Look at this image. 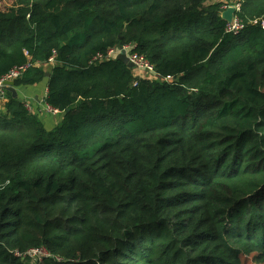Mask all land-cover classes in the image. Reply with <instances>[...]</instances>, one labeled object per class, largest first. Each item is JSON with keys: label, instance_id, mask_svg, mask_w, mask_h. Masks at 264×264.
<instances>
[{"label": "trees", "instance_id": "1", "mask_svg": "<svg viewBox=\"0 0 264 264\" xmlns=\"http://www.w3.org/2000/svg\"><path fill=\"white\" fill-rule=\"evenodd\" d=\"M223 5L0 9V77L55 52L14 85L49 73L60 117L47 129L10 92L2 101L0 264H264V0L242 1L236 33ZM118 46L159 79L104 57Z\"/></svg>", "mask_w": 264, "mask_h": 264}, {"label": "built area", "instance_id": "2", "mask_svg": "<svg viewBox=\"0 0 264 264\" xmlns=\"http://www.w3.org/2000/svg\"><path fill=\"white\" fill-rule=\"evenodd\" d=\"M242 1L243 0H233L231 3H225L223 5V8L225 9L227 6L232 5L236 8V12H237L240 10ZM254 22H256V20ZM261 24L264 27L263 20L261 21ZM240 28L241 27L239 26L237 17L235 15L234 24L233 25L227 24V30L233 31L234 33H236L237 31H239ZM122 48L126 52V55L128 56L129 61L133 64V68L135 69V72L137 75L143 76L145 78L159 79L160 76L156 73L153 65H151L145 57H143L142 55H139L136 52H131L129 46H122ZM24 53L27 54V51H24ZM118 53H119L118 48L116 49L110 48L107 50L106 56L99 54L95 58L98 60H101L103 56L106 58V57H111L113 55H117ZM54 62H55V52H53L52 56L48 59L47 63H40L37 61L36 62L28 61L22 65L14 66L13 68H11L7 73H5L4 75L0 77V100L3 101L7 96L8 91L6 90V86H7L6 84L8 81H12L14 83V81L20 78L22 74L31 66H42L44 68H47L51 66L52 64H54ZM161 80L167 81V82L175 81V79L170 75H167L161 78ZM25 107L27 110L35 112L30 102H25ZM42 110H44L46 113H50L53 115L58 114L57 110L53 109L45 102L40 111ZM43 253L44 251L42 249H31L30 251H28V255L30 256H38L39 254H43ZM16 255L19 256L18 253H16Z\"/></svg>", "mask_w": 264, "mask_h": 264}, {"label": "crops", "instance_id": "3", "mask_svg": "<svg viewBox=\"0 0 264 264\" xmlns=\"http://www.w3.org/2000/svg\"><path fill=\"white\" fill-rule=\"evenodd\" d=\"M217 1H220L225 4V3H231V1L233 0H217ZM49 68L47 67V70ZM47 83H48V77L45 76V78H43L40 82L33 85H26V86L13 85V86L17 92L16 97L23 102H30L38 118L43 123L44 127L47 129H51L59 122L60 117L59 114L53 115L50 113H46L44 110L40 111L45 102L44 99L47 93ZM0 110H4L3 103L1 100H0Z\"/></svg>", "mask_w": 264, "mask_h": 264}, {"label": "water", "instance_id": "4", "mask_svg": "<svg viewBox=\"0 0 264 264\" xmlns=\"http://www.w3.org/2000/svg\"><path fill=\"white\" fill-rule=\"evenodd\" d=\"M235 15H236V8L234 6H227L220 14V17L228 24L233 25L235 21ZM119 50V53L116 55V58L120 61H122L124 64H126L128 67L133 68V64L129 61L128 56L126 55V52L123 50L122 46L117 47ZM46 77L49 76V73L45 74ZM6 90L11 93L12 97L17 96V92L14 88V83L12 81H8L6 84Z\"/></svg>", "mask_w": 264, "mask_h": 264}, {"label": "rangeland", "instance_id": "5", "mask_svg": "<svg viewBox=\"0 0 264 264\" xmlns=\"http://www.w3.org/2000/svg\"><path fill=\"white\" fill-rule=\"evenodd\" d=\"M213 1H217V0H208V2H213ZM14 4H15V0H0V9H7L13 6ZM243 262L244 264H258L253 261L252 255H250L248 258H244Z\"/></svg>", "mask_w": 264, "mask_h": 264}]
</instances>
